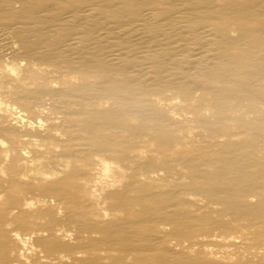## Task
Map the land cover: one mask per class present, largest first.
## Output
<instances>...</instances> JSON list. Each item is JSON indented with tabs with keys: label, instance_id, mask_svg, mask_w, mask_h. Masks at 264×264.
I'll use <instances>...</instances> for the list:
<instances>
[{
	"label": "bare ground",
	"instance_id": "obj_1",
	"mask_svg": "<svg viewBox=\"0 0 264 264\" xmlns=\"http://www.w3.org/2000/svg\"><path fill=\"white\" fill-rule=\"evenodd\" d=\"M68 68L106 79L108 128L157 134L148 168L160 175L132 182L129 157L61 162L56 122L20 99L80 107L70 92L86 77ZM228 83H241L254 105L231 97ZM145 91L154 115L129 99ZM212 94L226 105L214 124ZM122 96L124 107L109 101ZM262 101L264 0H0V264H264ZM161 113L178 123L173 137L158 139ZM187 115L217 136L201 140ZM180 159L203 172L187 173ZM80 170L94 177L72 180L83 202L65 181ZM69 198L96 212L71 210Z\"/></svg>",
	"mask_w": 264,
	"mask_h": 264
},
{
	"label": "rangeland",
	"instance_id": "obj_2",
	"mask_svg": "<svg viewBox=\"0 0 264 264\" xmlns=\"http://www.w3.org/2000/svg\"><path fill=\"white\" fill-rule=\"evenodd\" d=\"M224 61L227 64H231L230 57H228L227 54H224ZM68 76L71 74L74 75H82L85 76V81L80 82V84L73 85L72 91L70 92L72 96L73 102L77 104H81L80 107L77 108H69L72 107L68 105V102H64V100L61 97H55V96H49V98H46L44 100V104L38 105V101L36 99H31L30 95H24L21 97L20 102L26 105H37L36 109L38 110V113L42 112L40 116L43 118V120L50 121L54 123V126L56 125L58 128H55L52 132V144L54 146H58L59 148V156L61 158V162L65 163L66 161L69 162L72 165L80 164V165H88L89 167L95 166V159L98 156H104L108 158L114 159H123L125 157H129V160L131 161L130 166L127 167L125 172L123 173L124 177H128V179H131L132 182L134 181V176H146V175H160L157 171H152L150 168H148L149 160L150 158H154L155 154L153 152L160 151L159 148L151 146V144L155 143V135L153 131H146L138 129L137 127H134L132 124L128 125H120L119 128H113L110 129L106 125V121L108 119H112L113 117V109H107L104 111V109L100 106V104L103 102V97L107 95H112L113 92L111 90V87L106 84V79H101L98 73H95V75H92L90 73H87L86 70L83 69H73L68 68L66 69ZM65 76V75H64ZM62 76L61 80L64 81L65 77ZM226 88L228 90V94L231 97L234 98H241L245 105H254L253 102H251L247 96L245 88L241 86V83H228L226 85ZM145 90V89H143ZM142 90V91H143ZM153 93L149 91H145L142 95H138L133 98H129L130 100H133L134 102H139L141 104V107L145 108V111L148 112V114H155L154 107L151 104V98ZM113 98V99H112ZM112 100H109L112 102V104L116 103L122 107L126 105V97L122 96L119 98L112 97ZM211 100L209 103L206 104L210 105L212 108L213 115L210 119H207V121L212 120L211 123L215 121L216 115H222L225 111V102L220 101L215 94H212L208 100ZM260 105L264 106V101L260 102ZM42 106V107H41ZM205 107V105L203 106ZM68 109H72L71 112L68 111ZM47 113V114H46ZM50 113V114H49ZM105 113V114H104ZM178 117V116H177ZM184 119V118H183ZM186 119V120H185ZM185 122L186 128L190 130H197V133L201 140L205 136L208 137V135H216L214 127L212 125L206 124L207 121H200L195 122L190 116H185ZM190 119L192 121H190ZM182 120V122L184 121ZM192 122V123H191ZM123 124V123H119ZM177 122L174 123L172 120V116L162 114L161 113V121L158 123L159 128V134L158 139H164L165 133H168V137H173V134H176L178 126ZM191 124H195L192 126ZM214 124V123H213ZM192 127H190V126ZM184 126V127H185ZM190 127V128H188ZM84 128L85 130H83ZM194 128V129H193ZM59 133H58V132ZM58 133V134H57ZM204 136V137H203ZM217 136V135H216ZM27 138V139H26ZM30 137H23L21 140L25 143L31 141L32 139ZM245 136L242 135L239 138H235V141H244ZM262 145L261 143H264L261 141H257ZM158 146L161 149V152L165 153L168 152L167 147L162 146V142L158 144ZM162 146V147H161ZM116 149L115 153H109V149ZM50 152H52V149H49ZM164 150V151H163ZM215 150V149H214ZM217 150V149H216ZM215 150V151H216ZM111 152V151H110ZM160 152V153H161ZM141 155L142 157H139L138 159L135 158V156ZM145 156V157H143ZM177 158V156H174ZM178 158H183V156L178 155ZM210 158V156H209ZM179 160V165L181 168H191V164H186L182 160ZM211 162H213L211 159H209ZM262 162L264 163V159H262ZM141 163V164H140ZM217 164V162H215ZM264 166H262L263 168ZM84 170V169H83ZM83 170H80L82 172L77 173H68V176L66 177L65 181H68V195L79 197L80 200L86 201L85 194H81V191L79 189H76L73 184V178L75 179H91L93 180V176H89L87 172H84ZM203 169L200 170H194V169H188L187 173H193V172H203ZM224 170H232L230 165L225 163L223 166L217 164L216 171H224ZM24 171L19 170V173H15L14 176L19 177L20 175H23ZM72 176V178H71ZM74 176V177H73ZM21 183H34L33 181H27V179L21 178ZM78 200V203L80 202ZM88 200V199H87ZM1 205H4L3 201H0ZM88 204V202H87ZM74 207H73V206ZM85 205V204H84ZM69 206L73 207L70 208L71 210H77L81 214L87 211L96 212L94 208L91 206H87L85 209L81 210L80 208L75 207V201L74 199L71 200L69 198ZM16 213V212H15ZM74 231V229H71ZM73 233V232H72Z\"/></svg>",
	"mask_w": 264,
	"mask_h": 264
}]
</instances>
